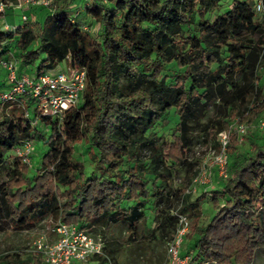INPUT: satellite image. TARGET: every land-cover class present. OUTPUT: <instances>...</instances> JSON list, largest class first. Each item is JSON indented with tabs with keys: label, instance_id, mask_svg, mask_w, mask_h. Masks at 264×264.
<instances>
[{
	"label": "trees",
	"instance_id": "16d2710c",
	"mask_svg": "<svg viewBox=\"0 0 264 264\" xmlns=\"http://www.w3.org/2000/svg\"><path fill=\"white\" fill-rule=\"evenodd\" d=\"M12 1L0 0L5 6ZM257 2L230 0L229 8L208 20L219 0H82L84 15L97 25L91 36L77 12L68 11L71 0L61 6L50 0L48 7H33L48 9L42 22L0 28V62L17 65L9 58L16 54L19 74L53 70L64 60L86 72L79 103L61 120L40 116L30 99L0 97L1 105L18 107L0 116V216L22 229L51 213L102 239V254L89 264H109L108 258L115 264L117 240L106 229L117 225L128 233L125 241L133 242L153 197V226L145 234L169 238L177 213L189 211L193 223L186 237L196 236L189 264H247L252 244L264 237V216L257 209L264 210V139L241 148L236 134H228L227 174L221 191L211 195L210 223L231 232L221 240L199 224V209L184 203L186 186L173 190L169 180L171 167L186 163L193 125L206 120L203 127L213 138L228 131L230 122L250 124L264 112L258 75L264 67V14L256 12ZM172 109L178 122L166 139L153 129L158 121L167 123ZM35 139L43 151L30 175L16 149ZM81 142L88 145L90 176L75 157ZM147 177L158 182L155 193H149ZM173 204H181L175 216L169 212ZM240 213L249 221L244 234L236 229ZM0 264L43 262L30 252H13L0 256Z\"/></svg>",
	"mask_w": 264,
	"mask_h": 264
},
{
	"label": "rangeland",
	"instance_id": "374dc122",
	"mask_svg": "<svg viewBox=\"0 0 264 264\" xmlns=\"http://www.w3.org/2000/svg\"><path fill=\"white\" fill-rule=\"evenodd\" d=\"M57 6H61L65 4L67 0H53ZM74 3L73 6L68 8L70 12H77L76 20L78 23L84 26L85 32L89 35L94 36L97 30V25L90 19L88 16L84 15V10L82 7V0H71ZM230 0H219L218 8L215 11L209 12L206 15L208 20H212L215 16L223 13L227 8H229ZM39 6V5H34ZM34 6H29L25 8L24 5H21L18 0L8 2L5 7V11L3 12V16L0 17V28L4 24L6 20L10 22V26H19L24 23L30 25V20H37L42 22V19L45 13L48 12L46 8H33ZM22 15L27 16L28 20L24 22L22 20ZM10 57V59L17 60V66H20V62L16 56ZM26 64H22L21 68H24ZM68 61L64 60L60 62L56 68L52 70V73H55L59 70L67 71ZM173 66L169 67V70L172 69ZM166 75H169V72H165ZM258 75L260 77V83L264 84V67H261L258 70ZM7 89V74L6 71L0 68V97L3 93L2 90ZM17 104L1 105L0 103V116L7 115L11 116L16 109ZM21 108V107H20ZM212 112V108L207 113L208 117ZM167 121L166 124H161L158 121V125L153 129L157 135H162L166 139H169L173 128L178 122V117L174 114V110H170L164 117ZM260 120H264V112L252 123L250 124H240L245 127V132L241 135L237 130L240 126L234 121L230 122L229 130L225 133L228 134H236L238 145L241 148H245L249 145L251 141L260 142L264 139V132L258 129L257 124ZM206 120L201 121L200 125H193L190 130L191 141L187 149V157L186 163L182 166H173L171 167V178L169 180V185L173 190H179L181 187L186 186V190L184 193V203L192 204L199 209V224L208 226V234L210 237L215 240H221L225 238L231 232L223 227H215V224L210 223L211 219L214 215V211L211 206V195L214 190L221 191V182L222 176L220 175V166L219 159L222 158V155L226 156V153L222 154L221 150H218L219 142H218V134L215 137H211L203 126H205ZM38 130H42L40 126H38ZM42 132H44L42 130ZM32 141V139H31ZM35 144L33 145L32 151L29 156L33 158H29L28 163H26L30 168V175L33 174V168H36L39 162V156L43 151L40 140H33ZM32 143V142H31ZM217 146V147H216ZM75 157L78 161H80L84 165L85 175L90 176L92 174V164L87 159V150L88 145L85 142H81L75 146ZM34 149V150H33ZM42 150V151H41ZM241 152V151H240ZM237 154V157L241 158V154ZM6 160V159H5ZM5 168L9 167L10 161L9 159L4 161ZM191 180L189 184H186L187 178L191 176ZM148 185L147 188L149 193L156 192V186L158 182H152V177H147ZM200 179H205L206 181L200 182ZM153 197H151L146 206L144 207L145 217L143 221L139 224L138 234L136 239L133 242H127L126 236L127 232L123 231L119 228V226H111L106 229V234L112 238V240H117L113 243L114 247V257L115 264H167L166 263V251L165 247L167 243H169L174 233L170 235L169 238L164 239L163 241L158 239V235L153 234L148 236L145 234L144 229L147 227L153 226V214L154 207L152 204ZM220 204H223V200H219ZM171 210L170 214L175 216L174 212L178 208L181 207V204L178 205H170ZM258 211L262 212V216H264V210L257 208ZM179 214V213H177ZM183 215L186 216L189 221V232L191 224L193 223V218L189 214V211L182 212ZM249 216H254L251 214ZM240 223L237 226V230L244 234L245 230L249 224L247 218L244 217V214L240 213L239 216ZM58 221L54 220L51 216V213H46L45 215H41L36 217L33 221H31L27 226L22 229H17L11 227L3 217L0 216V256L8 253H24L27 254L30 252L31 255H38L34 250V243L37 240L41 242H51L53 241V236L51 234V229ZM177 217L174 225V230L177 228ZM176 227V228H175ZM122 232V233H121ZM175 232V231H174ZM188 232V233H189ZM144 233V238L142 237ZM195 235L192 238L184 237L183 244L181 246V257H187L190 261L195 245ZM109 242V244H112ZM253 250V258L247 264H264V237H261L258 241L252 244ZM39 256V255H38ZM188 261V264H189ZM107 262L109 264H113V261L108 258ZM202 264H219V263H208L202 262Z\"/></svg>",
	"mask_w": 264,
	"mask_h": 264
},
{
	"label": "built area",
	"instance_id": "2783aa9c",
	"mask_svg": "<svg viewBox=\"0 0 264 264\" xmlns=\"http://www.w3.org/2000/svg\"><path fill=\"white\" fill-rule=\"evenodd\" d=\"M25 8L39 5L50 6V0H18ZM5 5L0 2V13L4 12ZM258 13L264 14V5L261 0L255 5ZM22 20L26 22L27 16L22 15ZM12 26L4 23L1 28L9 29ZM0 68L7 74V89L2 94L1 99L16 102L18 97L30 99L40 116H47L61 120L64 112L71 107H75L80 100L85 88L86 72L83 69L69 67L67 71L59 70L52 73V70L42 71L38 74L17 72V65L14 61H1ZM28 115V112H26ZM258 129L264 132V120L257 124ZM241 135L245 132V127L240 125L237 130ZM220 150L224 154L228 135L225 132L218 134ZM33 145L30 141H24L22 146L16 149V155L24 163H28L29 154ZM220 175L226 177V156L219 159ZM205 182V179H200ZM177 228L172 240L167 243L166 263L167 264H188L187 257H181V246L184 237L189 232V221L183 214H177ZM53 241L34 243L36 254L41 256L43 264H89L90 259L102 254V239L93 237L86 230L77 228L74 225H66L57 222L51 229Z\"/></svg>",
	"mask_w": 264,
	"mask_h": 264
},
{
	"label": "crops",
	"instance_id": "0c3cea01",
	"mask_svg": "<svg viewBox=\"0 0 264 264\" xmlns=\"http://www.w3.org/2000/svg\"><path fill=\"white\" fill-rule=\"evenodd\" d=\"M4 20H5V22H4V23H6V24L10 25V24H9L10 22H8V21L6 20V18H4Z\"/></svg>",
	"mask_w": 264,
	"mask_h": 264
}]
</instances>
